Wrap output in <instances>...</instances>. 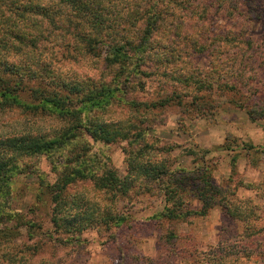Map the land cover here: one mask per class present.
I'll return each mask as SVG.
<instances>
[{
    "label": "clouds",
    "instance_id": "clouds-1",
    "mask_svg": "<svg viewBox=\"0 0 264 264\" xmlns=\"http://www.w3.org/2000/svg\"><path fill=\"white\" fill-rule=\"evenodd\" d=\"M98 2L105 10L99 27L66 0H18L53 10L51 19L20 16L10 0H0V60L37 73L46 66L45 79L57 85L48 88L56 93L50 99L64 101L57 106L18 95L0 107V160L15 166L7 180L0 177V264H56L63 253L51 219L68 208L82 211L71 207L74 200L98 221L172 224L191 240L179 264H264V103L252 97L261 71L247 61L240 41L213 35L206 0ZM193 45L203 49L199 62ZM172 55L175 62L165 63ZM61 82L80 93L70 95ZM94 134L116 142L103 144ZM25 138L55 143L41 152L6 143ZM113 151L119 163L112 161ZM25 164L37 175L18 174ZM161 164L168 174L158 179L138 167ZM113 169L109 186L102 181ZM178 169H203L223 189L207 215L199 214L202 200L186 190L166 195L176 187L170 181ZM125 178L134 182L127 194L121 191ZM40 180L63 183L61 200L53 202ZM221 205L235 217L227 239L217 231ZM37 223L39 230L29 229ZM103 227L97 224V230Z\"/></svg>",
    "mask_w": 264,
    "mask_h": 264
},
{
    "label": "trees",
    "instance_id": "trees-1",
    "mask_svg": "<svg viewBox=\"0 0 264 264\" xmlns=\"http://www.w3.org/2000/svg\"><path fill=\"white\" fill-rule=\"evenodd\" d=\"M66 2L73 7L77 15L82 17H91L92 21L99 27L103 26L105 23L104 12L105 10L102 8L101 4L98 0H66ZM260 0H206V7L211 8L212 12L207 17L209 21L210 31L213 35H223L226 39L231 38L232 40L240 41L246 48L248 52L247 61L256 65L258 69L261 71V79L256 82V87L252 90L253 100L257 104L264 103V39H253L247 37L246 34L249 31V23L251 20L262 23V29L264 32V17H261L259 12L260 10ZM10 5L13 10L20 16H23L26 13H32L37 15H43L51 19V13L53 10L49 8H42L39 5H25L18 3V0H10ZM226 16L230 19H233L238 23L240 28H244L237 30H227L223 33H219L215 28V19ZM154 25V22H153ZM75 27H79V25H75ZM9 34L16 36L18 39H22L17 33L11 32L9 30ZM82 39H87V37L81 33H78ZM94 43V41L89 42ZM117 51H122L121 49H117ZM170 52L175 53V49H170ZM126 54V53H125ZM203 55V49H197L193 45V59L196 60L199 56ZM176 56L172 55L165 63L172 62L174 63L176 60ZM159 63V61H157ZM47 68L42 67L39 73L33 72L27 65L17 67L15 65L10 64L7 61L0 60V97L4 98V105L6 106L9 103L8 97L23 95L33 101L43 99L46 102H53L57 106H63L64 101L62 99H50L51 97H56V93H48V88L57 86L55 82L47 81L45 76H47ZM142 75H148V73H142ZM33 81L36 82V86L33 87ZM237 84L240 88H245L247 85L245 82L238 80ZM63 90L67 91L70 95H78L81 89L70 85H64L62 82L58 85ZM143 82L140 83V87L143 88ZM237 85L232 86V90H236ZM127 87V85H125ZM88 97H86L87 99ZM14 102V101H13ZM70 103V102H69ZM87 131V129H85ZM94 138L100 139L103 144H109L116 142L115 137L110 135H102L96 136L94 134ZM9 146L16 147L19 146L21 149L29 151V152H41L44 150H48L52 147L53 143H43L38 139L25 138L21 141H8L6 142ZM203 159V157H201ZM11 161L0 160V177L4 180L9 178V173L12 170L10 168ZM12 167H15L12 164ZM141 174L145 175L148 179H158L161 176L167 175V168L164 167L163 164L160 166H138ZM77 175L80 173L74 170ZM17 173H27L29 175H37V172L34 170L32 165L25 164L22 169H17ZM114 177L115 170H109L106 172L105 177L103 178V183L114 186ZM39 178V177H38ZM41 186L45 188L49 198L56 202L61 200V196L63 193V183L58 182L55 185H45L42 180L39 181ZM134 182L125 178L124 185L121 188L123 194H127V189L132 186ZM161 183L163 181L161 180ZM171 184L175 185V188L165 189L166 195L169 198L175 196L176 189L181 191H188L191 195H195L202 200V207L200 210V215H204L207 213L208 209L212 207L215 203H220L219 201H214L212 197L216 196L221 192L217 187H215L211 182V177H207L204 175L203 169H196L192 172H185L183 169H178L171 176ZM75 200L70 202L71 207L75 204ZM61 203H64L61 201ZM78 208H83L82 211H77L75 213L72 212L71 208H68L63 216L59 218L54 215L51 219V223L53 225V231L59 232H67L71 230H78L82 226H77L76 224H72L74 220L77 218L82 221V219L86 220L89 225H97L102 223L105 228H109L111 226L119 227L120 225H128L130 227L131 220L130 218L118 217L112 218L107 217L104 221H98L94 218L93 214H91L87 208L83 206L82 202H78ZM222 213L228 217L229 219L234 220L235 217L231 212H229L226 205H221ZM58 208H54L53 212L57 213ZM83 223V221L81 222ZM84 224V223H83ZM82 224V225H83ZM33 224H29V229L31 230ZM73 231V232H74ZM80 231V230H79ZM160 239L168 241L171 243L170 247L166 249V251L172 252L174 254V238H178L177 233L170 230L168 228L162 227L161 232L159 233ZM128 241V237L126 238ZM163 245V244H161ZM165 245V244H164ZM171 248V249H170ZM131 253V252H130ZM129 253V254H130ZM122 256L120 261L121 264L126 263L130 258L129 254H124L121 252ZM135 255V254H132ZM137 263L135 264H163L160 260L145 258L144 260L140 258L138 255ZM139 258V259H138ZM169 264V263H167Z\"/></svg>",
    "mask_w": 264,
    "mask_h": 264
},
{
    "label": "rangeland",
    "instance_id": "rangeland-1",
    "mask_svg": "<svg viewBox=\"0 0 264 264\" xmlns=\"http://www.w3.org/2000/svg\"><path fill=\"white\" fill-rule=\"evenodd\" d=\"M259 4L261 10L259 14L261 17H264V0H260ZM214 26L219 33H223L227 30L238 31L241 29L242 31L244 29L240 28L235 20L226 16L215 19ZM248 30L246 34L247 37L260 40L264 39L261 22L251 20ZM201 57L202 56H199L195 61L199 62ZM109 144H115V142ZM187 154L194 155L190 150ZM111 159L114 163H119V153L113 151ZM193 163H195V161H193ZM211 182L215 187L223 191V189L216 184L215 179L211 178ZM72 208H78L77 201ZM210 209H208L207 213L204 215H207ZM130 220V227L125 224L119 227H103V230L99 231L97 230V225L91 226L86 224V220L82 219L83 224L81 223L82 221L77 218L72 224L82 226L80 229L76 231L70 229L67 232L54 231L57 250L63 253L58 256L56 264H121L122 261H120V259L122 251L124 254H129L131 252L129 254L130 258L127 259L128 261L126 262L128 264L137 263V261H139L137 257H135L137 255L143 260L145 258H152L160 260L163 264H179V261L183 258V254L187 251L188 245L191 243L190 239L186 238L182 232L178 231L172 224H169L167 227L169 231L172 230L176 232L178 236V238H174L173 240V252L175 253L172 254V252L166 251L171 243L168 245V241L166 242L160 239L159 233L161 232V228L165 227L163 223H154L150 226H145L141 221L134 219ZM220 220L221 223L217 225V231L221 239H227L233 236L235 230L234 220L229 219L222 212ZM41 227V224H33L31 230H39ZM127 237L128 241L126 240ZM134 238L138 239V244L134 243Z\"/></svg>",
    "mask_w": 264,
    "mask_h": 264
}]
</instances>
